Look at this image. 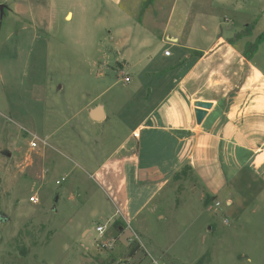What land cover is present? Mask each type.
I'll use <instances>...</instances> for the list:
<instances>
[{
    "label": "rangeland",
    "instance_id": "obj_1",
    "mask_svg": "<svg viewBox=\"0 0 264 264\" xmlns=\"http://www.w3.org/2000/svg\"><path fill=\"white\" fill-rule=\"evenodd\" d=\"M0 6V264H149L148 256L164 264H264V180L241 159L229 160L220 142L204 163L205 185L188 173L134 219L91 176L127 126L168 90L164 73L188 53L177 46L205 49L219 37L237 42L254 23L243 37L252 44L264 29V0H0ZM250 65L264 75V42ZM90 103L104 108L102 125L88 120ZM250 114L264 125V114ZM210 183L220 190L205 206ZM122 215L125 226L115 222Z\"/></svg>",
    "mask_w": 264,
    "mask_h": 264
},
{
    "label": "crops",
    "instance_id": "obj_2",
    "mask_svg": "<svg viewBox=\"0 0 264 264\" xmlns=\"http://www.w3.org/2000/svg\"><path fill=\"white\" fill-rule=\"evenodd\" d=\"M66 16L71 18L70 12ZM166 39L178 42L174 37ZM238 42L248 43L245 38L235 42L219 37L205 49L177 46L194 56L187 53L183 63L175 62L167 68L169 73L164 76L171 78L168 90L155 97L142 118L127 126L109 158L93 171L91 176L100 177L124 214L130 210L134 212L133 219L138 216L158 192L172 182L181 181L184 175L177 180L174 177L185 166L190 168L186 174L191 173L205 185L210 175L204 163L209 161L213 142L227 147L231 153L229 160L241 159V167L256 179L264 180V125L250 118L251 110L264 114V75L250 65L243 50L238 51L241 50ZM190 59L189 64L186 60ZM184 63L185 72L172 76L171 70ZM195 102L212 104L200 125L195 120ZM90 105L88 120L92 125H102L105 112L103 119L95 122L89 117L95 106ZM218 188L210 183L204 192L209 197L213 193L215 199L219 185ZM115 222L126 224L124 216L122 221Z\"/></svg>",
    "mask_w": 264,
    "mask_h": 264
},
{
    "label": "trees",
    "instance_id": "obj_3",
    "mask_svg": "<svg viewBox=\"0 0 264 264\" xmlns=\"http://www.w3.org/2000/svg\"><path fill=\"white\" fill-rule=\"evenodd\" d=\"M254 23L251 25H248L245 27V34L242 36H238V39L240 40L243 37H248L252 34V31L254 29ZM264 42V29L262 31V33H260V35H258L255 39V41L251 44V43H247L245 46V51H244V57L247 60H251L253 55L256 53L258 47ZM190 170L189 166H185L183 167V169L181 170V173L177 174L174 179L177 180L180 178V176L182 177L183 175L185 176L186 173ZM211 197H209L208 195L205 196V206H207L209 204V201H211ZM115 225V224H114ZM139 249V246L137 245L136 247L132 246L129 250V255L130 257H132L135 252ZM23 254V253H22Z\"/></svg>",
    "mask_w": 264,
    "mask_h": 264
},
{
    "label": "water",
    "instance_id": "obj_4",
    "mask_svg": "<svg viewBox=\"0 0 264 264\" xmlns=\"http://www.w3.org/2000/svg\"><path fill=\"white\" fill-rule=\"evenodd\" d=\"M3 6H0V16H3ZM212 104L207 102H195L194 103V115L197 125H200L206 116V112L211 109ZM104 108L101 105L95 106L91 111L89 117L95 122H99L103 119Z\"/></svg>",
    "mask_w": 264,
    "mask_h": 264
},
{
    "label": "built area",
    "instance_id": "obj_5",
    "mask_svg": "<svg viewBox=\"0 0 264 264\" xmlns=\"http://www.w3.org/2000/svg\"><path fill=\"white\" fill-rule=\"evenodd\" d=\"M164 56H166V57L169 56V52H168V51L164 52ZM124 81H125V84H127V83H129L130 79H129V78H125ZM34 140H35V139H34ZM42 144H43V146L46 145L44 142H42ZM30 146H31V148H33V149H34V148H37L38 143H36V141H31V142H30ZM61 181H64V179H62ZM56 184L59 185L60 182L57 181ZM29 201H30L31 203H34V202H35V198H30ZM216 206L218 207L219 204L217 203ZM96 232H97L99 235H102V234L105 232V227H103V226L98 227V228L96 229ZM148 259H149V264H164L162 261H160L159 259H156V258H154V257H152V256H148ZM128 261H129V260H128ZM119 264H129V263H127V261H124V262H120Z\"/></svg>",
    "mask_w": 264,
    "mask_h": 264
},
{
    "label": "bare ground",
    "instance_id": "obj_6",
    "mask_svg": "<svg viewBox=\"0 0 264 264\" xmlns=\"http://www.w3.org/2000/svg\"><path fill=\"white\" fill-rule=\"evenodd\" d=\"M70 19V16H67V20H69Z\"/></svg>",
    "mask_w": 264,
    "mask_h": 264
}]
</instances>
